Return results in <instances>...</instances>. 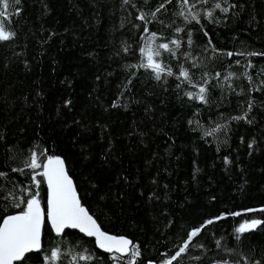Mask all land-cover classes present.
<instances>
[{
  "label": "trees",
  "instance_id": "obj_1",
  "mask_svg": "<svg viewBox=\"0 0 264 264\" xmlns=\"http://www.w3.org/2000/svg\"><path fill=\"white\" fill-rule=\"evenodd\" d=\"M10 4L0 8L15 33L0 41V220L37 192L44 207L41 167L26 163L58 156L100 229L140 253L107 255L44 221L23 264H45L57 246L55 264L85 249L92 259L76 264H164L201 225L171 264H264V0ZM150 54L159 80L140 67ZM201 87L205 101L186 95Z\"/></svg>",
  "mask_w": 264,
  "mask_h": 264
},
{
  "label": "snow or ice",
  "instance_id": "obj_2",
  "mask_svg": "<svg viewBox=\"0 0 264 264\" xmlns=\"http://www.w3.org/2000/svg\"><path fill=\"white\" fill-rule=\"evenodd\" d=\"M127 2L128 0H125V3ZM15 3L18 4L19 0H15ZM184 3H187V0H184ZM10 6V0H0V8L7 10ZM163 7L164 5L161 4L156 11H159L160 8ZM216 7L220 8V5L217 4ZM17 11H19V9H17ZM222 11L227 12L228 9L224 8ZM152 15L154 16L155 13H152ZM208 15L211 16V13L209 12ZM2 16H5V11H0V17ZM139 18L143 20L144 15L141 14ZM192 19H196V15H193ZM144 31L147 32L148 29L145 28ZM177 31H180V29H177ZM14 35V32L6 31L4 24L0 23V41H7ZM155 35V33H152L153 38ZM171 43L179 47L178 41L173 40ZM159 48L171 51L168 44H160ZM141 51L144 52L145 49H141ZM148 51L151 52V47H149ZM155 54L159 55L158 52ZM228 55H232V53H228ZM251 55H255V53H252ZM147 59L148 63L141 64L140 67L152 69L156 73V79L159 80L160 73L165 71V69L161 67L159 63L153 61L151 54L148 55ZM167 74L172 75V70L168 69ZM228 75L231 76L233 74L229 73ZM180 76L184 77L185 80L190 79L188 70L183 67H181ZM205 92L206 89L201 87L198 94L188 92L186 95H188L189 98H198L201 101H205ZM249 107H251V104ZM240 118L241 117H235L234 119ZM37 159L36 153L33 152L31 155V162L26 163V167L32 169L41 167L37 162ZM225 162H228L227 158H225ZM43 168L44 172L41 173V175L47 178L49 188L46 216L48 222H50L52 228L58 234L62 233L65 228H79L80 231L86 232L87 235L95 236L99 247L104 248L109 252H112L113 250L117 253L130 252L132 257H136L140 254L139 250L136 249L134 245L132 250L129 249L131 242L126 238L113 237L100 230L96 221L93 220L92 216L81 206L76 191L72 186V181L65 172L63 161L60 160L59 157H49L48 162L43 164ZM4 175L6 174L0 172V176ZM33 179L35 180V176ZM36 183L39 184V181H36ZM38 196L39 193L37 192L32 194L31 198L21 200L20 203L25 204L23 210L13 215L4 216L2 222H0V264H14V262H20V264H23L27 259L26 254L31 253L33 250L40 249L41 225L44 223L45 213L40 207V200L37 198ZM20 203H16L14 206L19 208ZM205 223L211 224L212 221L208 220ZM260 223L261 221L259 220H253L251 222L246 221L236 229V232L243 233L249 228H255L256 225ZM203 227L204 225H201L200 228L191 230L187 239L184 241L183 246H181L175 255L171 256L169 260H165L164 264H171V262L180 257L182 253H185L190 246L189 242L198 235ZM217 243L219 244V241H217ZM86 252L87 249H85L84 252L75 253L72 256L71 264H76L77 260H91L92 256L86 255ZM60 258L61 252L59 246H57L53 247L50 250V253L44 256V261L45 264H55ZM130 264H133V262L130 261ZM224 264H227V262H224Z\"/></svg>",
  "mask_w": 264,
  "mask_h": 264
},
{
  "label": "water",
  "instance_id": "obj_3",
  "mask_svg": "<svg viewBox=\"0 0 264 264\" xmlns=\"http://www.w3.org/2000/svg\"><path fill=\"white\" fill-rule=\"evenodd\" d=\"M52 157H58V156H52ZM48 158H49V157L45 158V159L42 161L40 174L44 172L43 164H46V163L48 162ZM60 160H61V159H60ZM63 166H64V164H63ZM64 170H65V167H64ZM65 172H66V171H65ZM41 177H42L43 184H44V188H45V201H44V207L42 208V207L40 206L41 209H42V211L45 213L44 221H45V223L47 224V227H48L49 231L51 232V234H52L53 236H59L61 233L58 234V233L52 228V225L50 224V222H48V220H47L46 211H47V204H48L49 188H48L47 178L44 177L43 175H41ZM68 177H69V176H68ZM69 178H70V177H69ZM70 179H71V178H70ZM71 181H72V180H71ZM72 186H73V188H74L73 182H72ZM74 189H75V188H74ZM76 195H77V193H76ZM77 198H78V196H77ZM80 204H81V203H80ZM81 206L85 209V207H84L82 204H81ZM85 210H86V209H85ZM86 211H87V210H86ZM13 214H15V213H13ZM13 214H8V215H13ZM88 214H89V213H88ZM89 215H90V214H89ZM5 216H6V215H5ZM92 218H93V217H92ZM2 219H3V217L1 218L0 222H2ZM93 220H94V219H93ZM42 225H43V224H42ZM42 225H41V230H42ZM64 230L74 231V232L78 233L79 235H81V236H83V237H85V238L91 239L94 248L97 249L98 251L102 252V253L107 254V255L113 254V255H115V256L125 257V256H127L128 253H129V252H126V253H117V252H115V250H113L112 252H109V251H107L106 249L99 247V245L97 244V239H96L95 236H89V235H87L86 232H82V231H80L79 228H65ZM100 230H101V229H100ZM101 231H102V232H105V231H103V230H101ZM105 233H107V234L110 235V236L117 237V238H119V237H124V238H126L127 240L130 241L129 238H127V237H125V236H122V235H114V234H111V233H108V232H105ZM130 242H131V241H130ZM40 243H41V235H40ZM130 246H131V244L129 245V249H130ZM36 252H38V250H33L31 253H36ZM26 255H27V254H26ZM15 263H18V262H14V264H15Z\"/></svg>",
  "mask_w": 264,
  "mask_h": 264
},
{
  "label": "flooded vegetation",
  "instance_id": "obj_4",
  "mask_svg": "<svg viewBox=\"0 0 264 264\" xmlns=\"http://www.w3.org/2000/svg\"><path fill=\"white\" fill-rule=\"evenodd\" d=\"M91 240V239H90Z\"/></svg>",
  "mask_w": 264,
  "mask_h": 264
}]
</instances>
